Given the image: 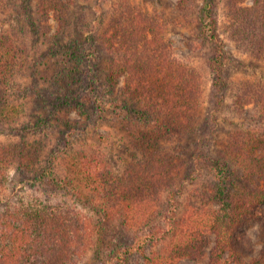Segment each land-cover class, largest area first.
Returning <instances> with one entry per match:
<instances>
[{
  "label": "trees",
  "instance_id": "1",
  "mask_svg": "<svg viewBox=\"0 0 264 264\" xmlns=\"http://www.w3.org/2000/svg\"><path fill=\"white\" fill-rule=\"evenodd\" d=\"M74 2L38 3L41 19L47 22L52 17L58 23L59 37L73 33ZM199 4L202 6L196 13L202 24L200 38L216 46L209 67L214 77L213 96L222 104L227 93L226 57L216 0H178V10L188 14ZM226 5L225 29L236 46L264 59V3L256 1L249 7L243 0H226ZM157 19L129 0H118L108 25L96 37V60L102 69L103 84L113 91L123 80L124 97L140 108L132 111L137 123L133 126L135 136L130 137L137 159L121 177L113 175L104 158L88 151L80 155L79 164L73 163L79 165L76 174L80 183L96 193L89 204L105 221L101 227L115 223L120 230L138 232L126 252L139 255L143 264L198 260L208 246L204 238L207 235L214 237L208 264H264V250L260 257L245 263L236 241L238 230L257 217L264 205V129L236 130L214 161L205 155L202 146L196 147L194 160L211 165V173L190 192L183 219L177 220L178 194L184 192L179 173L184 165L180 166V148L169 153L163 145L189 139L196 133L203 91L198 72L176 58L164 26ZM67 47L69 53L76 51L75 44ZM24 54L12 38L0 40V85L6 84L9 76L24 72V61L28 59ZM251 86L241 87L237 103L257 104L264 118V90ZM3 93L0 89V108L5 103ZM39 150L32 144L0 143V199L14 168L25 173L35 170ZM192 168L197 165L192 164ZM166 192L174 208L168 209L163 224L153 225ZM147 226L151 228L145 231ZM97 234L98 227L67 203L46 200L33 206L6 207L0 211V264H78L93 241H102L96 239Z\"/></svg>",
  "mask_w": 264,
  "mask_h": 264
},
{
  "label": "rangeland",
  "instance_id": "2",
  "mask_svg": "<svg viewBox=\"0 0 264 264\" xmlns=\"http://www.w3.org/2000/svg\"><path fill=\"white\" fill-rule=\"evenodd\" d=\"M39 1L4 0L0 8V40L12 38L24 50V57H28L24 61V72L9 76L6 84L0 85L5 102L0 108V111L4 109L0 112V143L32 144L40 149L35 170L25 173L14 168L10 172L9 184L0 199V211L6 207L33 206L46 200L67 203L98 227L96 239L102 240L93 241L78 264H143L139 255L126 252L138 232L120 230L115 223L101 227L105 221L99 219L98 210L89 204L96 193L80 183L76 174L79 165L73 166L74 162L79 164L80 155L88 151L104 158L113 175L119 178L137 159L130 137L135 136L133 126L137 123L132 111L140 105L124 97L123 80L113 91L103 84L102 69L96 60V37L108 25L118 0H74L71 9L74 30L67 37H59L58 23L52 17L47 22L41 19ZM129 1L158 18L176 58L198 72L202 85L196 133L189 139L163 145L164 151L169 153L180 148V166L184 165L179 173V184L184 192L178 194L175 206L180 222L190 192L211 173V165L194 160L196 147L202 146L205 155L214 161L219 159L220 149L236 130L264 129L261 107L237 103L244 85L264 90V59L244 53L236 46L225 29L226 0H216L227 85L224 102L217 103L209 67L216 46L200 38L202 24L196 12L202 5L187 14L178 10V0ZM256 1L264 3V0H243V3L251 7ZM71 43L75 44L76 51L69 53L67 44ZM192 164L197 168H192ZM191 171L194 173L190 179H197L193 182L188 178ZM167 194L161 199L158 215L151 222L153 225L163 224L168 209L174 208ZM148 228L151 227L144 230ZM204 238L208 246L203 257L185 258L176 264H208L214 237ZM236 241L245 263L262 255L264 205L258 209L257 217L238 230ZM147 250L149 252L150 248Z\"/></svg>",
  "mask_w": 264,
  "mask_h": 264
}]
</instances>
